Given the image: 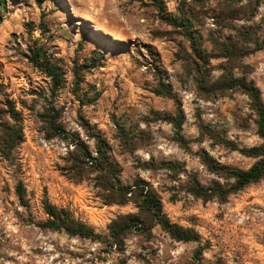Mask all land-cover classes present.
<instances>
[{
	"label": "rangeland",
	"instance_id": "obj_1",
	"mask_svg": "<svg viewBox=\"0 0 264 264\" xmlns=\"http://www.w3.org/2000/svg\"><path fill=\"white\" fill-rule=\"evenodd\" d=\"M256 1L7 0L0 25V130L13 123L6 113L11 101L24 138L9 160L0 153V264H264V180L226 202L188 192L190 176L205 187L225 183L204 164V154L229 168L255 163L220 141L240 148L262 143L249 99L214 85L224 76L246 78L264 102V3ZM182 20L189 32L176 25ZM35 46L48 52L62 75L59 89L30 62ZM160 84L172 87L171 98L155 94ZM48 110L83 140V121L97 127L110 142L121 182H147L168 219L196 232L200 243L177 242L156 226L116 246L109 226L137 209L107 206L93 182L66 177L72 147L48 138ZM165 115L182 116L183 143ZM117 127L135 133L136 150L120 146ZM20 183L28 207L17 197ZM46 200L100 238L40 228Z\"/></svg>",
	"mask_w": 264,
	"mask_h": 264
},
{
	"label": "trees",
	"instance_id": "obj_2",
	"mask_svg": "<svg viewBox=\"0 0 264 264\" xmlns=\"http://www.w3.org/2000/svg\"><path fill=\"white\" fill-rule=\"evenodd\" d=\"M264 3V0H257L256 4ZM7 0H0V25L3 23V11L6 8ZM158 8L162 9V2L158 1ZM189 32V24L182 20L176 24ZM30 26V25H28ZM43 32H47V27L40 23ZM193 40V39H192ZM264 49L262 45L259 50ZM100 55V53H96ZM230 58L232 56L230 55ZM30 62L33 66L51 78L54 91L63 85L62 75L57 67L53 65L48 57V52L41 46H35L30 51ZM214 87L221 91H239L247 96L250 108L256 116L257 136L262 141L258 146L251 148H240L231 141L220 139L221 144L232 152H237L245 158L252 159L255 163L246 170L229 168L215 163L207 154L203 155V162L207 168L222 179L225 183L214 182L205 187L200 184L196 177H189L188 192L197 199L205 202L216 199L226 202L230 195L235 194L245 188L260 183L264 180V102L259 88L246 78H232L224 76ZM157 96L172 97V87L160 84L154 91ZM6 113L12 120V124L2 125L0 130V153L9 160L12 150L23 141L24 134L22 128V116L16 110L13 102H6ZM162 120L170 122L176 129V140L183 143L180 131L183 127V118L165 115ZM59 114L54 110H48L43 115V122L46 124L45 132L48 138H59L72 147L69 151L67 164L63 167V172L70 180L81 183L90 181L94 183V188L107 206L117 205L125 207L132 204L137 209L136 213L119 216L109 226L110 237L113 243L122 247L127 236L131 233L147 235L159 226L172 239L177 242L200 243V236L190 229H185L172 223L164 213V208L160 197L144 180L138 178L132 183L123 184L119 179L121 170L118 163L112 157V147L107 138L97 128L92 127L83 121L81 129L86 135V140L81 138L80 133L67 132L64 127L58 124ZM116 138L120 146L132 152L136 150L135 140H139L134 132L126 130L124 127H117ZM90 143L93 144V148ZM169 171H176V165L168 164L165 167ZM154 169H158L154 167ZM20 203L28 207L26 191L22 183L16 190ZM43 210L47 215V220L39 223L42 229L56 232H64L70 237H79L89 240H98L100 237L95 231L85 223L77 220L70 211L59 209L49 201L43 203ZM201 249L196 252L198 258Z\"/></svg>",
	"mask_w": 264,
	"mask_h": 264
}]
</instances>
